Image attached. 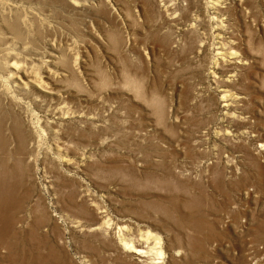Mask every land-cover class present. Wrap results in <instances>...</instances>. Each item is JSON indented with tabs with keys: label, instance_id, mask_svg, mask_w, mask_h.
I'll return each mask as SVG.
<instances>
[{
	"label": "rangeland",
	"instance_id": "374dc122",
	"mask_svg": "<svg viewBox=\"0 0 264 264\" xmlns=\"http://www.w3.org/2000/svg\"><path fill=\"white\" fill-rule=\"evenodd\" d=\"M116 1H107L111 12L96 1L92 10L75 13L47 4V12L64 15L48 12L51 29L34 22L41 28L36 38L24 32L17 37L14 51L25 59L40 31L58 39L78 57L76 76L90 98L72 97L67 112L65 103L59 106L63 116L53 113L54 101L40 110L30 105V121L38 115L45 126L29 130L26 143L33 147L26 144L22 160L14 155L13 134L2 125L10 118L1 116L0 264L129 263L128 250L115 245L113 220L130 214L145 221L138 231L124 233L126 241L135 242L148 229L178 264H264V0H224L225 36L246 62L235 79L220 86L209 71L212 52L194 60L180 46L167 47V27L156 18L163 0H141L149 16H136L133 33L120 13L122 2L133 8V1ZM221 88L232 98L231 114L218 107Z\"/></svg>",
	"mask_w": 264,
	"mask_h": 264
},
{
	"label": "bare ground",
	"instance_id": "6f19581e",
	"mask_svg": "<svg viewBox=\"0 0 264 264\" xmlns=\"http://www.w3.org/2000/svg\"><path fill=\"white\" fill-rule=\"evenodd\" d=\"M95 1L98 2L99 4H101V6H102V4L104 5V3H105V5H107V7H108L107 9H109L110 12L112 11L111 7H110L112 4L109 6V4L107 2L108 0H0V120L3 119L1 116H4V118L9 116V118H10L9 123L6 122V121H8V119L5 121L3 120V122H6L7 124H5V125L2 124V125L5 127V130L7 129L6 132H8V135H9V132H10V134L11 133L13 134L10 136L13 137L12 139L15 141V143H14L15 144V147H14L15 154L14 155L16 156V154H17L18 159L21 157L20 159L22 160L21 154H23L22 153L23 149L26 148V144L29 143V142L26 143L30 137L29 136V132H30L29 130L35 129L34 124H38V123L43 124L42 122L41 123L38 122L39 120L41 121V119H40L41 116L37 117L38 115L37 116L35 115V117H34L35 119L33 118L34 123L32 122V120L30 121L32 113H34L33 111H31L32 113L30 112L28 114V110H29L30 105H31V108H36L37 110H40L41 107L43 108V105L45 103L50 102V101H54L53 104L54 103H56V104H54V106L52 105L53 107L51 106V104H50V106L53 108L52 111L55 114L56 112L61 111V107H59V106H62V104L67 103L68 106H70L69 103L72 102L73 98L77 99L78 101L82 100V99L86 100V99L90 98V96H87L90 94L89 93L90 89L88 90L85 87V89L88 90L89 94H87V95L83 94L84 92H82V88H81L82 84L79 83L80 81L78 82V78L76 76L80 72V71L78 72V69H77L79 59H78V57L70 56L69 55L70 52L69 53L65 52L64 46L63 47L61 46L62 43L60 44V43L56 42L58 40L57 38H56L57 39L56 41H55V39H52V38L50 39L46 33H44V36L42 37L43 34H41L40 33L41 31H40L39 36L41 35V37L37 38L36 43H34L35 40H34V42L32 40L33 44L30 43L29 41L26 42L27 44H28V42L30 43L28 46L30 48V50L28 49L30 51V53L24 52V53L29 55L28 59H25L23 54L20 55L18 53L20 55L19 56L20 58H19L17 56L18 55L17 52L14 51V49L17 48L16 47L17 44L20 42V41H18L17 37H19V34L24 32V34H27V35L31 33L29 35V37L31 36V37H33V39L36 38V34L38 35V33H36V32L39 29V28H37V29L34 28V27H36V24H37L36 22H38L40 25H42L41 28L42 29L45 28V31H47L49 28L51 29V27H53L52 22L50 21V17H51L50 14H52L54 11H57V10H54L55 7H53L52 9L54 11L52 13H50L51 10H49L48 11L50 13L49 14L46 11L48 9L46 6L47 4H49V5L53 4L54 6L56 4L59 7H62L64 11H66V10L70 11L71 10V12L73 11V13H75L74 11L80 12V11H85V10L91 9L92 7L95 6V3H94ZM111 1L114 2L115 4H117L116 0H111ZM132 1H133L132 6L131 5L130 6L133 8H130L129 6H127L128 4H125L122 2L120 4V13L123 17V20H124L123 22H125L124 25L127 26L128 29L133 33L132 30L135 28L132 27V24L133 23L138 24L137 21L135 22L136 16L141 15V18H142V16H143V18L146 16L148 17L149 15L147 14V12L149 10L147 12H145L147 14L145 16L144 15V6L146 4L144 5L143 1H141V0H140L141 2H138L137 0H132ZM166 1L167 0H163L161 3H157V4H159V8H158L159 10L157 11L158 17H156V18H158L159 20L158 21L156 19H154V20L157 21V23L160 22L161 25L159 23H158V25H160V26L164 25L167 27L166 31L168 32V39H167L168 42H165L168 45L167 47L177 48V46H180L177 49L182 50L183 53L185 54L184 56H191L192 58L193 57L194 58H199V57L201 58V56H202V58H204L203 55L206 52H208V51H209V53L212 52L210 54L211 60H210L209 56L207 55L208 59H209L208 61L211 62V64H210L211 69L209 71H211L210 73L213 76L212 81L215 84H217V81H218L219 86H220V85L228 84L227 81H231V79H233V78L235 79L234 75L238 74L237 73L238 69L246 62L245 59H242V56L244 58H246L245 57L246 55H244L242 53L243 55L240 56V54H238V52L233 48L232 42L234 40L228 39V38H230L229 34H231V33L228 34V36H229L228 38L225 36L226 30H224L223 16L225 13L226 5L223 4L224 0H176L175 2L170 0L173 3H170V1H167V2ZM233 1L235 2L236 0H232L231 3H233ZM151 2H152V0H151ZM148 3H150V1H148ZM224 3H226V2H224ZM235 3H237V2H235ZM148 5L149 4H147V6ZM154 5H156V4L154 3ZM44 7H46L45 10L43 9ZM59 7L57 9H59ZM149 7H150V5H149ZM149 7L148 8L146 7V8L149 9ZM153 7L155 8V6H152V8ZM157 7H158V5H157ZM95 8H97V7H95ZM107 9L105 7V11ZM130 9L132 11H130ZM226 10H227V8H226ZM58 11H57V13H61V11H59V12ZM155 11H153V12H155ZM71 12H69V13L71 14ZM99 12H100V10H99ZM103 13H105V12H103ZM62 15H64V14H62ZM151 15H150V17H151ZM66 16H64V17H66ZM225 16H226V14H225ZM56 18H58V17H56ZM149 19H147V20H149ZM142 20L147 21L145 19H142ZM225 21H227V20H225ZM34 22L36 24H34ZM121 22L122 21H120V24H121ZM39 24L37 26H39ZM140 27H143V26H140ZM128 29H126V30H128ZM52 30H54V29H52ZM88 30H89V28H88ZM120 31H122V30H120ZM123 31H125V30H123ZM157 31H159V29H157ZM160 32H162V31L160 30ZM155 33H156V31H155ZM24 34H23V36H24ZM123 34L125 35L126 33H123ZM129 34L131 35L130 32H129ZM27 35H25V36L27 37ZM133 36H134V34H133ZM53 37H54V35H53ZM125 37H126V35L123 37V39H125ZM134 37H136V36H134ZM156 37H157V35H156ZM207 37H209V41H208ZM21 38H22V36H21ZM162 38H163V36H162ZM231 38H232V36H231ZM24 39H26V38H24ZM136 39L134 41H136ZM27 40H30V39H27ZM160 40H162V39H160ZM129 41L130 40H127V38H126L125 40H123V43L121 42V44H123V48L129 47V45L131 46ZM131 43L133 44V41ZM161 43H162V41H161ZM161 43H159V44H161ZM21 45H22V43H21ZM23 45H25V42ZM87 45H89V44H87ZM91 46H93V45H91ZM65 47H67V46H65ZM75 47H76V45H75ZM129 49H127V53L129 52L128 51ZM123 50H126V49H123ZM72 52H74V51H72ZM127 53H124V54H127ZM244 53H246V52H244ZM124 54H122V55H124ZM126 57H128V56L126 55ZM130 59H129V61H130ZM201 59H200V61H201ZM194 60H196V59H194ZM248 60L250 61V58ZM127 61H128V59H127ZM220 64H222L223 66L221 67ZM122 65L124 67L125 63L123 64V62H122ZM199 65H200V63H199ZM126 66H129V65H126ZM129 67L132 69V65H130ZM205 70H207V69L205 68ZM136 71H138V70H136ZM212 71H214L215 73L217 71L218 74H216V75L220 76V77H216L213 74L214 72H212ZM126 72H130V71H128V68H127ZM123 75H125V73ZM139 75L140 74H138V78L141 76V75L140 76ZM126 76H128V75H126ZM134 77H136V75ZM124 79H126V77ZM128 79H129V81H131L130 79H132V78L128 77ZM128 79H126V80H128ZM123 81L125 82V80H123ZM136 81H138V79ZM132 82H135V81H132ZM73 83L77 84V86L80 88L76 87L78 89L74 90L72 88ZM129 84H132V83H129ZM83 90H84V87H83ZM225 90H226L225 88L217 89L218 95L220 97L218 107L223 114L227 115L230 113L229 108L232 106L230 99H232V98H231V96H228L229 94H228V92L226 93ZM185 92H187V91H185ZM196 92L198 93V91H196ZM191 94L193 95L195 93H191ZM37 95H42V96L39 97ZM192 95H190V96H192ZM196 95H198V94H196ZM185 98H186V96H185ZM209 98L211 99V97H209ZM196 99H198V98H196ZM193 101H194V99H193ZM26 104H28V105H26ZM58 104H61V105H58ZM67 104H66L67 109L62 110L63 112L68 111L69 107L67 106ZM51 107H47V108L51 109ZM74 108L75 107H73V109ZM73 109H71V110L69 109V110L72 111ZM2 112H4V114ZM35 112L37 113V111H35ZM49 113H51V112H49ZM58 114H60L62 116L65 115L64 113H61V112ZM75 114H76V112H75ZM79 114H80V112H79ZM72 115H71V117H72ZM53 116H55V115H53ZM42 117H45V115ZM52 120H54V119H52ZM43 121H44V119H43ZM47 122H49V121H47ZM1 123H2V120H1ZM52 123L53 122H51V124L49 125L50 128L52 127ZM2 125H0V128ZM43 125L45 126V123ZM53 125H55V121H54ZM38 127L43 128V127H41V125ZM34 131H32V133ZM38 132H39V130H38ZM36 136H38V135H36ZM39 137H41V136H39ZM0 141H1V139H0ZM31 141H32V139H31ZM0 143H4V142H0ZM31 143L32 142L29 143L30 147H29V145L27 147H29V148H31V146L33 147V145ZM9 144H5V146H3V147H6ZM259 145L261 146L263 144L259 143ZM10 146H11V144H10ZM0 147L2 148V146H0ZM2 150H4V149H2ZM3 152L4 151H2V154H3ZM7 152H8V150H7ZM2 156L3 155H1V157ZM4 156H6V154ZM8 156H6V157H8ZM25 156H26V154H25ZM29 159H31V158L29 157ZM2 161H3V159H2ZM27 161H29V160H27ZM21 162L22 161H20V163ZM1 164H3V162L1 163V161H0V165ZM2 166H4V164ZM2 166H1V168H2ZM12 169H13V166H12ZM77 169H75V170H77ZM3 170H4V168H3ZM17 170H19V168ZM1 172H3V171H1ZM3 174H4V172H3ZM24 176H22V177H24ZM3 182H4V180H3ZM98 211H99V209H98ZM1 215L2 214H0V216ZM131 217H132L131 214L130 215H122L118 219L113 220V223L116 226L117 231H118V235L116 236L117 238L115 241V245L118 248V250L119 249L120 250H128L127 252L129 253L128 255L130 257V262L125 263V264H178L177 260L179 258L176 260V258L173 257V255L175 253L173 251H170L169 253H167V251L162 252L161 247H160L161 244L160 245L157 244L158 240L157 241L151 240L150 236L152 234L150 231H149L150 233L147 231L148 229L141 231L135 242H131V240H130V242H127L128 241L127 239H129V238L125 239L126 237L124 236V233H127L130 230L138 231L139 228L142 227V226L140 227V225H144L143 221H145V220H139L138 218H131ZM198 218L199 217L194 216L195 223L198 221ZM99 221L102 223L101 220H99ZM99 221H97V222H99ZM141 221H142V223H141ZM103 223H102V225H103ZM108 224H110V223H108ZM91 227L100 229V227L97 225H94ZM112 235H113V232H112ZM141 235H142V237H141ZM127 237H129V236L127 235ZM154 238H155V236H154ZM150 240H151L152 244L150 243ZM151 248L154 250L152 251ZM177 253H179V252H177Z\"/></svg>",
	"mask_w": 264,
	"mask_h": 264
}]
</instances>
